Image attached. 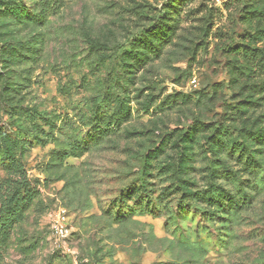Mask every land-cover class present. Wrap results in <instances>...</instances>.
Returning <instances> with one entry per match:
<instances>
[{
	"label": "rangeland",
	"instance_id": "374dc122",
	"mask_svg": "<svg viewBox=\"0 0 264 264\" xmlns=\"http://www.w3.org/2000/svg\"><path fill=\"white\" fill-rule=\"evenodd\" d=\"M58 2L40 25L0 18V42L41 48L24 62L0 58V132L25 137L40 126L45 139L29 134L9 156L0 140V182L21 163L38 190L0 264H264V141L243 139L264 135V0ZM171 6L162 46L140 49L137 63L118 51H132ZM99 115L111 132L91 140ZM215 129L230 141L213 148L205 140ZM81 140V153H52ZM217 186L244 203L211 215L186 196ZM134 187L145 192L139 204ZM120 207L123 220L110 212ZM60 209L68 234L57 240Z\"/></svg>",
	"mask_w": 264,
	"mask_h": 264
},
{
	"label": "trees",
	"instance_id": "16d2710c",
	"mask_svg": "<svg viewBox=\"0 0 264 264\" xmlns=\"http://www.w3.org/2000/svg\"><path fill=\"white\" fill-rule=\"evenodd\" d=\"M49 1L50 0H35V8L37 10L35 8H33L32 10L27 9L25 8V6H21V4H17L18 2L15 1H10L8 3H4L3 1H1L5 6L3 7L4 9H0V18L10 17L9 19H12L13 23L18 24V27L20 28L31 25L32 23L34 25L43 24L46 21L47 14L52 9L60 7L58 0H53L50 3ZM171 8L172 6L168 9H165V13H163L164 15L159 16L157 18L155 24L151 27V29L142 34L140 40L137 39L136 42L131 41V44L134 46V49L132 51L125 50L124 47H121L120 49H118V51L123 49L121 51V54L127 56L126 58L128 60L132 59V62L137 63L141 60H144L145 58L144 52L141 53L140 49H143L146 52L150 53L152 50L162 46L161 44L166 42L167 40H164V37L167 36L168 33L170 37V32H172L170 29V25L172 26V24H168V22L171 20V17H168ZM37 42L35 41L30 45L27 42L22 43L21 41H1V61L5 63L24 62L26 59L30 60L33 57L38 58L41 48L39 47V45L36 44ZM127 65L129 67H135L132 63H128ZM128 71L131 72V70ZM122 112L126 113L127 110L122 109L113 113V117H115L117 120V125L121 124V118L125 117V115H122ZM38 113L39 117L37 118L42 119L44 124L49 125L50 131H54L56 121H53L51 117L43 116L40 112ZM30 116L31 118H33V113H30ZM101 117L102 116L99 115L100 120L97 121L95 124L96 129H94L92 135H90L89 139L91 140H95V138L99 139L101 137H104L105 135H108L111 132L108 127L110 124L106 123ZM102 124L105 126H103ZM36 130H40L39 133H43V130L40 126L34 129L32 133L25 134V137H21V135L18 134V136H9L7 133L4 134L3 132H0V140L3 141L5 144L3 154L9 156L10 150L12 151L13 147L17 146L18 141H21L25 138H27L25 139V141L29 140V134H31L32 138L36 142H44L45 139L41 137ZM194 131L195 130H193L191 134L189 133L185 136L191 137ZM223 134L224 131H222V129H215L214 133L209 135L205 141H210V145L213 148L219 147L221 146L220 141H230L228 139L229 135H227V132L225 139L221 137V135ZM248 138H250L251 141H264V135L261 138L259 136L246 135L243 139L247 140ZM81 141V143L74 142L68 149L57 150L53 151L52 153H54L55 157H58L60 159H64L71 153H81L88 148V141ZM233 151L239 152L240 156H242L241 154L245 152L242 146L234 148ZM186 164L187 162L183 160L182 163L179 165V171H184L186 169ZM244 165L248 166L249 169L253 167L251 162L247 161V159ZM143 190L144 189H141V187H134V190L132 191V193L135 192L138 196L137 204H139L143 199L142 195H145V192ZM185 192L187 197H197L198 199L205 201L207 204L208 212H210L211 215L216 214V211L213 210L214 207L226 211L228 209L236 208L240 206V204L244 203L241 198H237L235 195L230 196V193L222 189V187L220 186L214 187V189L207 190L208 193L202 196H199L200 193H194L190 190H185ZM37 193L38 190L28 178L26 170L24 169V166L21 163L19 164V169H13L12 167V169L9 171L8 176L0 182V252L2 250V247L6 244L7 240L9 239L11 231L15 224L21 222L24 219L25 212ZM148 196L149 199L146 200V208H143V210L147 209L150 203L152 202L151 196ZM110 212L117 220H123L126 218V214L124 213V209L122 207L118 209L111 208Z\"/></svg>",
	"mask_w": 264,
	"mask_h": 264
},
{
	"label": "built area",
	"instance_id": "2783aa9c",
	"mask_svg": "<svg viewBox=\"0 0 264 264\" xmlns=\"http://www.w3.org/2000/svg\"><path fill=\"white\" fill-rule=\"evenodd\" d=\"M67 212L65 209H60L57 217L51 220L50 228L54 237L58 240L67 236Z\"/></svg>",
	"mask_w": 264,
	"mask_h": 264
}]
</instances>
